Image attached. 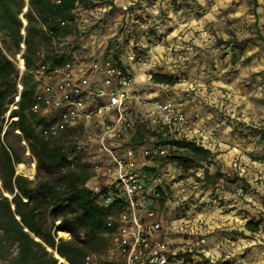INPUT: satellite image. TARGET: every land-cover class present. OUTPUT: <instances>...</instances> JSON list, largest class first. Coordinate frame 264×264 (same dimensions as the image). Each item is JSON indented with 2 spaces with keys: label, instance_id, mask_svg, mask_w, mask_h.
I'll return each instance as SVG.
<instances>
[{
  "label": "rangeland",
  "instance_id": "obj_1",
  "mask_svg": "<svg viewBox=\"0 0 264 264\" xmlns=\"http://www.w3.org/2000/svg\"><path fill=\"white\" fill-rule=\"evenodd\" d=\"M85 1L91 6L78 14L81 21L66 40L71 51L70 58L87 62L88 55L94 53L103 58L109 57L117 64L114 53L118 49L119 61L133 77L132 89L145 99L137 104L143 111V122L135 127L136 141L125 140L116 147L113 139L109 138L111 148L123 154L129 144L136 149L158 145L151 132L161 130L164 125L168 127L162 122L167 117L166 112L157 108L167 100L172 101L177 111L189 117L191 125L199 115L196 112L201 110L215 130L235 137L233 173L221 170V162L215 160V156L209 166L211 173L219 169L223 174L218 180L220 188H234L243 200L252 194L261 197L256 210H259L262 220L254 218L261 224L264 221V216H261L264 215V192H261L264 189V0H256L255 7L252 0ZM91 45L94 46L92 50ZM42 51L48 54L45 48ZM135 51L138 57L133 59L132 52ZM20 58L21 52L12 58L19 71ZM155 71L177 77L176 82L162 85L152 82L150 73ZM14 101L9 105L5 120L10 110L16 108ZM149 108L155 112L150 114ZM103 121L110 123L101 118L81 122L55 139L79 153L83 160L91 164L93 171V163L106 159L97 144ZM7 125L6 120L4 127ZM193 127L194 124L188 131H192ZM180 132L182 135L183 131ZM205 135L208 136L194 135L193 139L199 143L204 139L210 141ZM209 135L218 137L216 133ZM187 137L191 139L189 135ZM24 159L25 162L20 163L32 168L33 175H25L16 168L17 164L16 172L34 179L35 160L27 150ZM147 160L149 169L162 170L165 167L174 173L175 178H170V184L174 181L183 184L186 176H191L195 183L202 182V168L184 170L165 156ZM168 163L172 165H163ZM159 174L156 172L154 176ZM235 174L238 180L232 179ZM151 175L148 174L149 177ZM166 198H171V192L163 191L159 199L160 211ZM57 235L68 238L65 232L59 231ZM245 237L249 238L248 241L255 238L252 234ZM260 241L264 242V239L260 238ZM261 242L256 240L257 245H263ZM57 259V264H65L59 257ZM0 264L3 262L0 261Z\"/></svg>",
  "mask_w": 264,
  "mask_h": 264
},
{
  "label": "trees",
  "instance_id": "obj_2",
  "mask_svg": "<svg viewBox=\"0 0 264 264\" xmlns=\"http://www.w3.org/2000/svg\"><path fill=\"white\" fill-rule=\"evenodd\" d=\"M252 2L255 7L257 1ZM85 3V0H0V261L3 264H57L54 252L69 264H83L86 254L104 248L106 219L122 206L121 198L108 205L100 203L101 195L117 191L111 179L105 178L100 192L94 193L92 187L99 177L91 170V164L61 141L43 137L39 130L43 119L31 111L37 83L30 70L41 59L44 48L48 53H43L44 61H51L52 65L61 63L59 43L75 32L81 21L78 14L91 6ZM19 52L24 64L22 71L12 59ZM119 55L116 49V65L124 67ZM134 57H138L136 51L132 52ZM176 78L160 71L150 73L154 83L174 84ZM16 96V108L10 110L5 128V114ZM151 135L157 138L158 145L167 147L166 159L184 170L202 168V182L220 188L218 180L223 174L219 169L210 172L215 155L209 148L170 132L166 125ZM26 150L35 160L34 179L15 169L17 163L25 162ZM232 179L239 178L235 174ZM189 200L177 204V209L185 213ZM244 227L256 232L259 223L248 220ZM59 231L67 233L68 238L58 237ZM179 256L186 259L189 254Z\"/></svg>",
  "mask_w": 264,
  "mask_h": 264
},
{
  "label": "built area",
  "instance_id": "obj_3",
  "mask_svg": "<svg viewBox=\"0 0 264 264\" xmlns=\"http://www.w3.org/2000/svg\"><path fill=\"white\" fill-rule=\"evenodd\" d=\"M67 39H62L58 46L60 64L44 61L41 53V59L30 70L37 83L31 111L43 119L39 130L45 138L58 137L81 122L96 118L108 120L109 124L102 122L97 139L106 159L93 163L99 179L92 190L100 192L105 178H110L117 191L101 195L100 203L108 205L118 198L123 200L120 209L106 219L105 247L99 253L86 254L83 264H181L184 257L173 253L165 239L166 229L158 209L163 191L155 185L159 177L154 174L149 177L138 162L139 155L165 156L167 147L150 145L136 149L129 144L119 154L108 143L112 138L118 147L128 138L134 126L132 111L145 99L132 89L131 73L109 57L93 53L88 55L87 62L70 58ZM20 68L24 69L22 58ZM17 99L18 96L13 104ZM157 108L166 112L165 123L180 136V131L189 125L186 114L177 111L171 100ZM204 243L205 238L198 236L184 253L200 254Z\"/></svg>",
  "mask_w": 264,
  "mask_h": 264
},
{
  "label": "crops",
  "instance_id": "obj_4",
  "mask_svg": "<svg viewBox=\"0 0 264 264\" xmlns=\"http://www.w3.org/2000/svg\"><path fill=\"white\" fill-rule=\"evenodd\" d=\"M93 47L91 45L90 50ZM157 84L162 85V83ZM140 107L135 106L132 111L134 126L133 132L126 139L127 142L132 140L136 125L143 122V111ZM148 112L151 114L155 110L149 108ZM196 113L199 115L192 122V125L195 126L192 131L195 133L191 129L188 131L192 125L186 115L189 119V125L182 130V135L180 132V135L186 138L189 135V138L193 139L194 135L208 134L204 137L209 138L210 141L204 139L200 144L214 152L215 160L221 162V170L230 174L235 160V137L215 130L211 121L205 119L201 110ZM164 119L166 120V116ZM162 122L165 123V121ZM169 130L173 133L171 129ZM206 132L216 133L218 137L211 136ZM138 162L145 174L160 172L161 175H158L159 180L156 181L155 185L165 193L171 192V198H166L161 211L160 203L158 204L166 229L165 239L169 241L171 251L177 255L183 254L198 236L205 238L203 252L197 255L192 254L188 259H184L181 264H264V242L260 241V238L264 239V221L259 224V229L256 232H251L244 227L248 220L253 218L252 221L256 222L254 218L259 217V210H256L257 203L262 200L259 195L254 197L252 194L243 200L234 188H219L203 182L195 183L191 176H186L183 184H177L175 181L170 184L168 183L170 178L175 177L169 168L149 169L147 167L150 164L149 160L141 155L138 156ZM163 165L167 167L172 164ZM210 172L212 171L210 170ZM168 175L169 178H167ZM261 192H264V189ZM188 198L190 199L188 210L184 213L177 209V204ZM261 216L264 215L261 214ZM259 220H262L261 217ZM241 232L243 235H240ZM250 234L254 235L255 238L248 241L249 238L245 236ZM256 240L263 245H257Z\"/></svg>",
  "mask_w": 264,
  "mask_h": 264
},
{
  "label": "bare ground",
  "instance_id": "obj_5",
  "mask_svg": "<svg viewBox=\"0 0 264 264\" xmlns=\"http://www.w3.org/2000/svg\"><path fill=\"white\" fill-rule=\"evenodd\" d=\"M21 60V58H20ZM18 170H22L24 172L25 175L31 177L33 175V169L32 168H26L24 167L23 163H17V167ZM20 172V171H19ZM60 261H62L63 263L67 264L66 261H64V259L62 257H59Z\"/></svg>",
  "mask_w": 264,
  "mask_h": 264
},
{
  "label": "water",
  "instance_id": "obj_6",
  "mask_svg": "<svg viewBox=\"0 0 264 264\" xmlns=\"http://www.w3.org/2000/svg\"><path fill=\"white\" fill-rule=\"evenodd\" d=\"M25 10H26V8H25ZM22 47H24V46H22ZM17 100H18V99H17ZM54 253H55V255H56L57 257H60L56 252H54ZM56 256H55V257H56ZM57 257H56V258H57Z\"/></svg>",
  "mask_w": 264,
  "mask_h": 264
}]
</instances>
